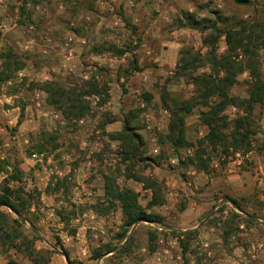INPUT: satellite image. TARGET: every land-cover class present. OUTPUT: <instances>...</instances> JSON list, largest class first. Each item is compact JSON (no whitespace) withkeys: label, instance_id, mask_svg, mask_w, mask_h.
<instances>
[{"label":"rangeland","instance_id":"obj_1","mask_svg":"<svg viewBox=\"0 0 264 264\" xmlns=\"http://www.w3.org/2000/svg\"><path fill=\"white\" fill-rule=\"evenodd\" d=\"M94 1L80 0V6L93 10L91 6L97 4ZM168 5L172 6V10L178 9V12L169 17H159L158 14L168 11ZM76 6L73 0H0V50L14 52L16 60L22 65L15 71L14 65L11 66L6 70L11 77L0 82V187L6 183L13 187L21 185L32 196L30 218L36 227V249L46 252L50 258L48 264H68L62 255L64 250L73 264H264V239L255 237L260 232L252 218L256 215L252 211L254 205L264 207V175L260 173L258 176L262 177V181L257 188L250 187L248 192L236 194L238 198L235 199L240 202L238 210L226 203L229 193L220 196L214 193L211 210L203 213L198 221L212 213L206 220L199 221L198 234L190 240V252L186 253L188 261L183 262L172 230H182L176 226L186 227L192 223L181 216L187 205L185 191L173 187L169 179L185 180L190 169L196 168L181 166L175 156H183V152L173 149L166 142L165 126L164 129H157L164 125L166 118L161 108L162 88L168 92L169 102L172 98H193L197 87L192 83L190 74L209 71L207 65H199L184 76H175L181 50L188 49L202 57L209 50L205 39L211 29L200 28L203 23L211 22L213 18L220 27L238 20L263 22L264 0L259 7L255 4H236L233 0L201 3L197 0H155L154 4H150L149 13L145 17L136 16L135 20L125 14L126 9L121 4L116 3L109 11L111 20L106 27L96 22L93 24L94 17L86 19L85 15L89 12L79 18ZM190 8L191 11L188 10ZM187 14L194 15V19H189ZM115 20L117 23H114ZM85 25L95 28L85 31L82 28ZM156 28L159 32L155 35L152 29ZM76 29L83 34L81 36L89 35V40L81 43L82 51L75 57V65L69 58V65L64 67V51L57 46L50 51L48 42L43 39L47 36L59 37L61 34L58 31H68L72 36L71 32ZM93 30L101 35H93ZM159 35L160 42L157 41ZM29 38H33L34 42L28 43ZM169 41L173 42L172 46H179L175 63L159 65L157 61L150 60L147 65H140L139 58L145 48L156 52L161 42L168 44ZM117 48L123 52L119 53ZM225 48L224 36L221 35L216 41L215 52L221 54ZM256 54L257 66L264 79V49L256 50ZM145 76L146 79H143ZM248 78L247 70L239 74L230 94L246 97ZM90 79L97 80L107 90L106 101L102 102L103 93L87 95L90 88L86 82ZM47 80L67 91L83 93L84 100L89 104L85 115L79 119L67 118L61 110L48 103L47 93L41 86ZM144 92L152 95L149 101L144 99ZM37 101H40L38 105ZM231 106L236 108L235 113L230 111ZM132 109L138 110L132 122L140 126L138 131L146 143L142 155L146 159L142 160L137 155L134 163L123 160L125 146H122V140L114 137L122 129L123 117ZM204 109L197 106L185 116L186 135L194 147L189 157H194L199 149L205 162L204 167L197 169L206 176L207 182L202 186H207L210 178L216 176L228 161L240 157L247 166L252 164L250 158L255 159L257 163L250 167H260L257 171L262 169L264 172V101L255 104L250 112L240 105H230L223 112L227 125H222L220 129L224 134L231 132L234 119L245 117L248 120L246 125L254 132L249 133L251 148L248 151L232 148L224 151L221 145L212 148L206 141L201 144L206 131L200 119V112ZM10 119L12 123H8ZM150 125L153 126L148 128ZM152 135L155 136L154 141H150ZM37 144L42 146L40 152ZM23 156L33 160L29 172H23L19 165ZM13 167L23 172L21 182L9 180L8 174ZM163 169L169 170L170 175L161 174ZM133 172L152 175L160 181L165 202L151 209L160 216L161 223H137L127 234L133 230L128 249L121 251L118 247L125 241L118 235L121 232V211L117 203L104 198L102 186L106 175L115 185L135 190L139 203L144 206L150 198V191L142 189L141 183L126 178ZM251 181L249 178V183ZM188 187L193 192L189 197L196 198L194 193L199 191V185L192 188L193 184H190ZM174 191L177 196L171 195ZM250 198L253 204L246 207ZM195 202L198 204L200 200ZM0 209L8 211L5 207ZM47 221L51 223L48 227ZM29 228V223L24 222L23 230L28 235ZM208 228H213L209 234ZM230 228L229 236L224 237V232ZM149 231L156 234L153 251L148 248ZM107 243L115 245L116 250L104 254ZM95 250L101 253L99 258H94ZM10 262L31 264L24 253L0 246V264Z\"/></svg>","mask_w":264,"mask_h":264},{"label":"trees","instance_id":"obj_2","mask_svg":"<svg viewBox=\"0 0 264 264\" xmlns=\"http://www.w3.org/2000/svg\"><path fill=\"white\" fill-rule=\"evenodd\" d=\"M233 1L240 5H249L252 2V0ZM187 16L189 19H194L192 14H187ZM200 28L211 29L210 34L205 39V42L210 47L209 50L203 57L199 53L190 52L188 49L181 50L176 63L175 76H184L187 71L195 69L199 65H207L209 71L196 75L190 74L189 77L192 83L197 87V93L193 98L185 100L172 98L169 102L167 101L168 92L165 88H162L161 108L169 113V122L165 134L166 142L179 152L185 147H192V143L186 135L185 116L199 106L205 108L200 112V119L207 128L201 144L206 141L212 148L221 145L224 151L229 148L235 151L239 149L248 151L251 148L249 133L254 132L246 125L248 120L245 117L234 119L231 132L228 134H224L220 128L222 125H227L226 116L223 112L228 106L240 105L247 112H250L255 104H260L264 101V79L260 75L256 58V50L264 49V21L238 20L220 27L217 24V20L213 18L211 22L203 23ZM221 35L224 36L226 48L223 53L217 54L215 52V44ZM117 51L119 53L123 52L122 49L118 48ZM0 66L2 67L0 69V82L7 81L11 77V73L6 72L11 66L15 67L14 71L22 67L21 63L16 60L15 53L11 50H0ZM246 70L249 77L247 81L249 84L247 96L240 98L231 95L230 89L236 83L237 76ZM86 83L90 88L87 95H101L103 93L105 96L102 98V102L107 100L108 92L99 85L97 80L90 79ZM41 86L43 91L47 93L46 101L57 110H61L62 114L67 118L79 119L89 109V104L84 100L83 93L76 94L74 91H67L51 80L43 82ZM143 97L149 101L152 95L144 92ZM137 111L132 109L123 117L122 129L114 136L115 139L122 140V146H125V150L122 151L123 160H131L133 163L134 157L137 155L140 158L142 157L146 144L143 136L138 131L140 126L132 122L137 115ZM21 115H23V105H21ZM36 147L38 152H40L42 146L37 144ZM189 156L191 155L186 157ZM183 158L181 154L175 156L181 166L187 167L191 165L196 169H201L199 166L204 167L205 162L201 158L199 149L194 157L185 158L186 160ZM144 159L146 158L142 157V160ZM196 160L197 163H195ZM194 164L197 165L195 166ZM10 171L8 174L9 180L22 181L21 175L23 172L19 168L13 167ZM126 178L141 183L142 189L150 191V198L142 206L139 203L137 192L130 187L117 186L113 180L110 181L106 175L104 176L103 196L109 202L117 203L121 211V232L118 235L120 239L125 240L124 244L118 247L121 251L128 249L133 230L129 235L127 234L137 223L142 221L161 223L160 216L153 213L151 209L165 202L162 193V183L152 175L133 172L127 174ZM57 185L59 186V184ZM31 199L30 193L26 192L21 185L13 187L6 183L0 187V208L5 207L8 210L0 209V246L24 253L31 264H48L50 261L49 256L45 251L36 249L34 245L37 233L35 224L30 218L32 215ZM230 202L236 207H240V202L237 200L230 199ZM34 219H36V216H34ZM24 222H28L30 225L29 235L23 230ZM197 229L198 227L186 230H172V234L177 239L181 249V257L184 263L188 261L186 253L190 252V240L197 236ZM231 229L224 232V237L229 236ZM155 238L156 234L149 231L148 248L150 251L154 250L153 243ZM104 248V254L112 253L116 250V246L111 243L105 244ZM62 255L68 264H73L66 250L63 251ZM94 255V258H99L101 253L96 251ZM10 263L16 264L15 262Z\"/></svg>","mask_w":264,"mask_h":264},{"label":"crops","instance_id":"obj_3","mask_svg":"<svg viewBox=\"0 0 264 264\" xmlns=\"http://www.w3.org/2000/svg\"><path fill=\"white\" fill-rule=\"evenodd\" d=\"M155 0H95L94 2H97L96 5L91 6V8H93V10H89L87 8H83V6H80V0L75 1L73 0V3H77L76 8V14L78 15V17L80 18L82 16V14H84L85 12H89L90 14L86 13V19L89 20V18L94 17V21L93 24H95V22L97 24H104V26H108L110 24V16L109 11L112 10L113 5H116V3L121 4L122 7L124 9H126V15H130L131 17H133V19L135 20L137 17H145L149 11H150V4L153 2L154 4ZM199 3L203 2V1H207V0H197ZM112 3V4H111ZM251 4H255V7H259L261 5V0H252ZM92 5V4H91ZM250 5V4H249ZM88 6H90L88 4ZM111 6V8H110ZM248 6V5H247ZM83 9H82V8ZM129 7V8H128ZM189 11H191V8L188 9ZM125 12V11H124ZM178 9H174L172 10V6L168 5V11H163V13L158 14L159 17H169L170 15L172 16L174 13H177ZM226 15V14H224ZM127 16V17H128ZM137 16V17H136ZM244 16H246V14H244ZM89 23V22H88ZM114 23H117V21L115 20ZM85 31H87L88 29H93L95 27L93 26H89V25H85L82 27ZM78 29V28H77ZM73 30L72 36L69 35L66 31L65 33H61L60 31H58L57 33H60L61 35L58 37L54 36V37H45L44 42H48V48H50L49 50L51 51V49H54L55 46L58 47L59 50H62L64 52H62V66H68V59L72 58V62L75 65V62L77 61L75 59V57H78L81 53V43H85L89 40V35L88 36H81L83 35L82 33H80L79 30ZM63 31H65V28H62ZM97 30H93V35H98L100 36V32ZM161 31V30H160ZM15 32V31H13ZM31 32V31H30ZM152 32L156 35L159 32V28L156 29H152ZM16 33V32H15ZM32 33V32H31ZM87 33V32H86ZM12 34V32H11ZM91 36V34H90ZM102 36H104L103 39L106 38L105 34H103ZM160 35L157 37V41L160 39L159 38ZM34 39L33 38H29L28 43H33ZM160 42V40H159ZM175 42V41H174ZM162 44L160 45L161 47H159L158 49H155V51H153L152 49L145 48L144 49V53L142 55V57L139 58V63L142 66L147 65V61H154V62H158V64H163L166 62H172L175 63L176 60V55L178 54V49L179 46H172L173 42L169 41L168 44H165L163 42H161ZM177 43V42H175ZM63 46V47H62ZM166 47V48H165ZM56 50V49H55ZM169 54V56H168ZM169 57V59H168ZM144 64V65H143ZM147 71V70H145ZM146 79V76L143 78ZM40 101L36 102V105L39 104ZM163 114L166 115V118L164 119V125H160V127L158 126L157 129H164V126L167 128L168 122H169V114L167 111H165L164 109L162 110ZM9 113V111H7ZM164 115V116H165ZM12 119L8 120V123H12ZM153 125H150V127H152ZM205 127V125H203ZM207 132V128L205 131V134ZM250 153V152H248ZM253 159V157H252ZM250 163H257V161L251 160V158L249 159ZM250 164L249 166L245 165V163L243 162V158H236L233 159L231 161H228L227 164L224 166V168L222 170H220L216 176H214L212 179L210 178V181L208 183L207 186H202L203 184H205L207 181L205 180V174L202 170H197V169H190V171L188 172V176L185 178V180H180V179H169L171 185L173 187H179L180 189H182L183 191H185V197L184 200L187 199V205L183 208L182 212H181V216L184 218V220L190 221L192 224L186 227H179L176 226L177 229H182V230H186V229H191V228H196L197 225H199V221H203L202 217L199 221L198 218H200V216L203 213H206L209 211L210 208H212V204L214 202V193H217V195L220 196V194H228L229 197L231 199H235L236 197L238 198V196L236 194L238 193H245L248 192V190H250V187H256L259 185L260 181H262V177H259L258 174L260 173L261 176L264 175V172L262 171V169L260 170V172H258V168L260 167H255L254 169H252L250 166L252 165ZM21 169L23 172H26L33 167V160L32 158H26L23 156L22 160L20 161ZM161 174L165 175L166 177L168 175H170V171L168 170H162ZM25 178V177H24ZM249 178L252 179V181L249 183ZM189 181H191L192 184H194V186L192 188H196L197 185H199L200 189L199 191H196L194 193V197H189L190 194H192L193 192L191 191V188H189L188 186L190 185ZM252 183V184H251ZM188 185V186H187ZM102 190L104 191V183L102 186ZM135 191V190H134ZM136 192V191H135ZM171 195L177 196V192H173L171 193ZM230 198L228 199V201L226 203H229L230 205H232V208L234 210H238V207H236L233 203L230 202ZM260 199V198H259ZM175 201H177V199H174ZM196 201L200 200V202L198 204H196ZM218 200H221L218 199ZM236 200V199H235ZM238 201V200H237ZM253 204V199L250 198V201L247 203V206H250ZM254 208H252L253 212H255V217L254 220L256 221V226L258 228V231L260 232V234L256 235V238H263L264 239V207H259L258 205H254ZM174 208V207H173ZM172 208V209H173ZM31 210H33V207H31ZM211 210V209H210ZM225 212V211H224ZM212 213V212H211ZM211 213H209L208 216L211 215ZM208 216L206 218H208ZM206 218H204V220H206ZM187 221H184V223H186ZM254 221V222H255ZM51 225V223H49V221H47V227ZM203 226V225H201ZM45 229L48 230V228H46L44 226ZM213 228H208L207 229V234H209V231H212Z\"/></svg>","mask_w":264,"mask_h":264},{"label":"built area","instance_id":"obj_4","mask_svg":"<svg viewBox=\"0 0 264 264\" xmlns=\"http://www.w3.org/2000/svg\"><path fill=\"white\" fill-rule=\"evenodd\" d=\"M230 111L233 112V113H235L236 112V108L234 106H231L230 107ZM148 128H150V126H148ZM154 137L155 136L152 135L150 137V141H154L155 140ZM180 151L183 152V156L182 157H186L187 155H192L193 154L194 147H185V148L181 149ZM189 183L192 184L191 181H189ZM193 186H194V184H193ZM82 253L85 254V251L83 250Z\"/></svg>","mask_w":264,"mask_h":264}]
</instances>
